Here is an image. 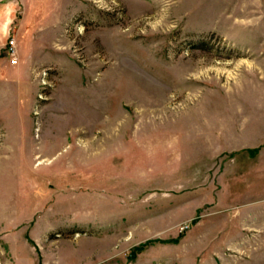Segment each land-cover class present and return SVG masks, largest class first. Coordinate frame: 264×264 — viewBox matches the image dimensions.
Wrapping results in <instances>:
<instances>
[{"label": "rangeland", "instance_id": "374dc122", "mask_svg": "<svg viewBox=\"0 0 264 264\" xmlns=\"http://www.w3.org/2000/svg\"><path fill=\"white\" fill-rule=\"evenodd\" d=\"M0 7V57L14 38L23 65L0 81V264H83L90 248L101 256L87 264H264V192H233L264 189L250 169L264 148V17H245L264 1ZM64 124L96 157L76 196L103 201L107 226L62 228L77 187L57 154L79 153Z\"/></svg>", "mask_w": 264, "mask_h": 264}, {"label": "crops", "instance_id": "0c3cea01", "mask_svg": "<svg viewBox=\"0 0 264 264\" xmlns=\"http://www.w3.org/2000/svg\"><path fill=\"white\" fill-rule=\"evenodd\" d=\"M2 1L12 2L13 0H0V4ZM32 1H35V0H25L26 3H30ZM251 1H254V0H251ZM257 1H264V0H257ZM246 12H248V14L245 15V17H255V18L256 17H264L263 13H259L261 11L256 10L254 8L250 9ZM27 13H28V11L26 9L24 11L23 21H22V24L20 26V29H26V27H28V28L30 27L28 24H25V20L28 17ZM28 15H29V13H28ZM8 19L11 20L10 15L8 16ZM10 26H11V23L8 24L6 22H3V13H2V10L0 7V53H1V49H2L3 35H5L8 32V28H10ZM27 34H28V32H27ZM33 44L34 43L31 42L30 46L32 47ZM16 57L18 60L19 59L18 54ZM22 66H23L22 63H20V62L17 65H14V64L10 63L9 58L4 59V58L0 57V81L10 80L13 82V76L8 75L7 71L12 70L15 73V70L22 68ZM19 96L21 97V95H19ZM24 96L27 97L26 94ZM65 124L63 125V127H61L63 130L62 136H63L64 143H65V145H67V147H71L70 149L69 148H67V149L72 151V148H75V149H77V152H79V153H62L61 152V153L57 154V158H58V161L60 163H72L71 165L73 166V170H70V169H68V168H70V166L65 165V167L62 169V171H60L62 173H59V174H60L61 178H65L64 182H65L66 187H68V185H70V184H73L74 187H77V186L82 185V183H83L81 181L82 178L88 177L86 175H83V173H81L82 168H85V172L90 170L89 168L91 166V163L93 162L94 159H96V157L95 156L92 157V155H90V157L88 158L87 154L80 153L81 146L83 145L82 144L83 138H82V136H79V134H81V133H78L76 128L71 127L70 125H65ZM14 129H17L19 131V133L20 132L22 133L23 131L27 130L28 136H30V133L32 134V132H31L32 127L30 128V126L29 127L28 126L27 127H24V126H18L17 127L16 126ZM96 130H97V126H95V131ZM249 132L253 133V135H255L256 133L259 132V129L258 128L254 129V130L251 129ZM92 135L96 136L95 133H92ZM20 137H23V136L21 135ZM247 144H248V146H255L257 144V140L253 143H247ZM257 156H258L257 160H255L254 162H252L250 164V166H251L250 169L254 172L257 170L258 173H263V175H264V164L263 163H261L260 165L258 164L259 159L264 158V148H262L259 155H257ZM87 159L89 160L88 162H90V163L87 166L82 165L81 161L87 160ZM252 171H249V172H252ZM259 176H262V174H260ZM236 186H238V184L234 183L233 187L236 191L233 190V192H237L238 196H241L242 193L246 194L245 196H247V195L259 194V193L264 192V189L260 192H256L257 190L253 189V187H255L257 185L254 186L252 184H247L243 190L241 188H237ZM228 187H230V185ZM69 188L71 189V187H69ZM69 188H67V189H69ZM248 189L250 191L252 190L251 191L252 194H250L249 192L246 193ZM89 190L90 189H88L85 192L89 193ZM95 190L96 191L94 193L97 192V194H99V192L103 191V189H101V188H99V189L95 188ZM230 191H232V189L229 190V192ZM82 192H83V189L81 187H77V188L70 190V193H69L70 197H67L68 198L67 199V205L68 206L66 208H64L62 210V213H61V215H63L65 217L64 219L66 220L63 222L64 224L61 223L62 228L67 229V228H70L73 226L77 227V225L79 227H81L82 225L87 226V227H95L96 226L98 228L102 225L105 226L107 223H109V221L106 220V218L104 220V216L100 212L104 209L103 201L98 202V201L92 200L93 198H89L87 201L82 200L81 196H76ZM100 200H101V198H100ZM122 218H124V217H121V220H123ZM105 235H107V237L110 236L109 234H105ZM93 238H95V240H99V239L105 240L106 237L103 236L102 234H96ZM75 247L80 248V246L78 244ZM89 252L90 253L87 255H86V253L85 254L83 253L84 255L80 256L79 262H83V264H87V262L89 260H91L92 258H95V257L98 258L101 256V255H98L99 251H96L94 248L93 249L90 248ZM103 259H105V258H103ZM109 260L110 259L105 260V261H109ZM92 261H94V259ZM101 261H103V260H101ZM105 261L98 262L97 264H105Z\"/></svg>", "mask_w": 264, "mask_h": 264}, {"label": "built area", "instance_id": "2783aa9c", "mask_svg": "<svg viewBox=\"0 0 264 264\" xmlns=\"http://www.w3.org/2000/svg\"><path fill=\"white\" fill-rule=\"evenodd\" d=\"M7 52L9 55L10 63L16 64L17 63V57H16V53H15V39L14 38L9 39Z\"/></svg>", "mask_w": 264, "mask_h": 264}, {"label": "trees", "instance_id": "16d2710c", "mask_svg": "<svg viewBox=\"0 0 264 264\" xmlns=\"http://www.w3.org/2000/svg\"><path fill=\"white\" fill-rule=\"evenodd\" d=\"M134 254V253H133Z\"/></svg>", "mask_w": 264, "mask_h": 264}]
</instances>
